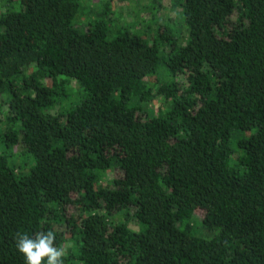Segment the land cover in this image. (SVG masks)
<instances>
[{"label": "trees", "instance_id": "1", "mask_svg": "<svg viewBox=\"0 0 264 264\" xmlns=\"http://www.w3.org/2000/svg\"><path fill=\"white\" fill-rule=\"evenodd\" d=\"M180 5L179 42L0 0V264H264V0Z\"/></svg>", "mask_w": 264, "mask_h": 264}, {"label": "rangeland", "instance_id": "2", "mask_svg": "<svg viewBox=\"0 0 264 264\" xmlns=\"http://www.w3.org/2000/svg\"><path fill=\"white\" fill-rule=\"evenodd\" d=\"M82 13L78 15L82 21L88 22L89 20L98 18L104 7L111 8L109 14V24L114 26L116 30L130 29L137 33H141L142 37L148 40L155 38L156 24L153 23L155 18L159 22H168L175 37L179 42L182 40V33L186 29L183 21V13L180 3L182 0H80ZM145 25L146 30L143 32L140 29ZM153 25V26H152ZM148 26L150 29H148ZM115 30V31H116ZM151 33V34H150ZM149 35L154 37L150 38ZM164 55L162 54V45L159 49V68L158 71L164 69L163 62ZM158 72V73H159ZM74 87V86H72ZM162 98L157 97L152 105H149V110L152 112L154 105L162 103ZM2 114L0 118L3 119ZM1 127V125H0ZM120 174L118 170H109L107 179ZM199 215V214H198ZM197 215V216H198ZM201 232L205 229L199 228Z\"/></svg>", "mask_w": 264, "mask_h": 264}, {"label": "clouds", "instance_id": "3", "mask_svg": "<svg viewBox=\"0 0 264 264\" xmlns=\"http://www.w3.org/2000/svg\"><path fill=\"white\" fill-rule=\"evenodd\" d=\"M55 241L53 231H41L33 236L18 233L15 246L25 264H64L65 249L57 247Z\"/></svg>", "mask_w": 264, "mask_h": 264}]
</instances>
